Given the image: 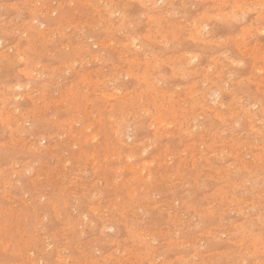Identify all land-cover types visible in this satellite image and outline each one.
Returning a JSON list of instances; mask_svg holds the SVG:
<instances>
[{
    "label": "rangeland",
    "instance_id": "obj_1",
    "mask_svg": "<svg viewBox=\"0 0 264 264\" xmlns=\"http://www.w3.org/2000/svg\"><path fill=\"white\" fill-rule=\"evenodd\" d=\"M0 264H264V0H0Z\"/></svg>",
    "mask_w": 264,
    "mask_h": 264
},
{
    "label": "bare ground",
    "instance_id": "obj_2",
    "mask_svg": "<svg viewBox=\"0 0 264 264\" xmlns=\"http://www.w3.org/2000/svg\"><path fill=\"white\" fill-rule=\"evenodd\" d=\"M257 2V1H256ZM191 23V22H190ZM259 32V31H258ZM130 45V44H129ZM251 70V69H250ZM214 94V93H213ZM203 100V99H202ZM146 109V108H145Z\"/></svg>",
    "mask_w": 264,
    "mask_h": 264
}]
</instances>
